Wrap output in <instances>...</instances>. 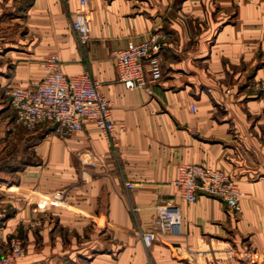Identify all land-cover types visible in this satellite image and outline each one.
<instances>
[{"label":"crops","instance_id":"obj_1","mask_svg":"<svg viewBox=\"0 0 264 264\" xmlns=\"http://www.w3.org/2000/svg\"><path fill=\"white\" fill-rule=\"evenodd\" d=\"M78 0H0V86H26L57 54L110 101L115 144L91 121L68 135L28 130L0 93V210L13 264H264V0H89L90 39L72 26ZM151 32L162 78L119 79L112 52ZM220 167L245 191L188 202L180 163ZM126 182H135L128 187ZM163 206L173 228L147 245ZM157 231V230H156Z\"/></svg>","mask_w":264,"mask_h":264},{"label":"built area","instance_id":"obj_2","mask_svg":"<svg viewBox=\"0 0 264 264\" xmlns=\"http://www.w3.org/2000/svg\"><path fill=\"white\" fill-rule=\"evenodd\" d=\"M91 12L89 0H78L73 13L72 26L82 43L90 39ZM164 35L151 32L144 40H129L126 45L112 52L119 70V79L128 88H148L163 76L161 60L156 53L161 49ZM45 75L32 80L26 86L1 85L4 93L16 110V120L28 130H35L42 124L54 125V132L68 135L81 131L87 121H91L104 132L112 144L113 133L122 131L123 126L113 118L111 103L101 93L99 82L88 72L66 75L57 54H50L44 60ZM256 87L264 96V79ZM188 202L197 200L200 194L210 195L222 200L233 212L241 208L245 191L224 169L200 163L183 162L179 164L178 176L173 181ZM128 187L135 182H126ZM156 230L143 233L144 242L149 245L157 232L166 233L173 228V220L163 206L157 207ZM7 214L0 210V264H13L25 254L23 238L11 235L5 238L2 224Z\"/></svg>","mask_w":264,"mask_h":264},{"label":"rangeland","instance_id":"obj_3","mask_svg":"<svg viewBox=\"0 0 264 264\" xmlns=\"http://www.w3.org/2000/svg\"><path fill=\"white\" fill-rule=\"evenodd\" d=\"M5 211H6V214L8 215V211H7V210H5ZM6 217H7V216H6ZM13 235H18V234H14V233H13Z\"/></svg>","mask_w":264,"mask_h":264}]
</instances>
